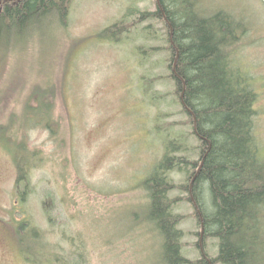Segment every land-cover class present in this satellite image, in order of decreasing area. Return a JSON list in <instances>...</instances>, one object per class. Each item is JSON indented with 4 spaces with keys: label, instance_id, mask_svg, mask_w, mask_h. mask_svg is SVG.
<instances>
[{
    "label": "rangeland",
    "instance_id": "374dc122",
    "mask_svg": "<svg viewBox=\"0 0 264 264\" xmlns=\"http://www.w3.org/2000/svg\"><path fill=\"white\" fill-rule=\"evenodd\" d=\"M156 1L71 0L64 27L52 16L31 25L26 36L0 35V122L21 115L33 95L53 88L61 132L53 135L42 125L24 128L29 146L38 147L45 159L33 171L22 205L17 165L0 137V264L154 261L159 243L143 221V181L165 153L167 132L187 134L193 148L183 154L197 157V139L169 77L163 24L139 19V12L156 11ZM198 1L205 15L225 11L246 23L231 56L258 94L255 132L264 156V0ZM117 22L130 29L120 42L100 37ZM172 177L177 187L170 197L181 215L184 256L204 264L202 246L209 263L220 264L214 262L219 240L205 232L200 236L199 212L184 189L188 174ZM22 213L33 227L20 229ZM31 228L38 230L43 248L33 244Z\"/></svg>",
    "mask_w": 264,
    "mask_h": 264
},
{
    "label": "trees",
    "instance_id": "16d2710c",
    "mask_svg": "<svg viewBox=\"0 0 264 264\" xmlns=\"http://www.w3.org/2000/svg\"><path fill=\"white\" fill-rule=\"evenodd\" d=\"M70 2L0 0V35L15 32L26 36L31 25L52 16H58L59 25L64 27ZM156 4V11L139 12V19H158L163 24L170 55L169 77L192 125L191 135L197 139V157L183 154L193 148L188 136L167 132L165 153L143 181L147 197L143 221L159 243L150 264H192L183 254L181 215L174 212L176 198L170 197L177 187L173 173L188 174L190 184L184 189L199 212L205 235L219 240V255L214 262L264 264V156L255 132L258 94L247 72L231 56L246 23L225 11L205 15L198 0H160V4L157 0ZM128 31L124 22H117L105 28L100 37L120 42ZM149 33L155 37L154 31ZM53 91L51 88L33 95L24 113L0 122V137L8 142L5 149L17 165L21 205L31 191L33 171L45 159L38 147L29 146L28 130L24 132V128L42 125L53 135L61 134ZM21 130L23 135L19 137ZM22 215L24 218L17 220L20 229L33 227L32 220ZM31 229L33 244L43 248L45 243L41 247L43 241L37 240L38 230ZM206 257L204 264H210Z\"/></svg>",
    "mask_w": 264,
    "mask_h": 264
},
{
    "label": "water",
    "instance_id": "95a60500",
    "mask_svg": "<svg viewBox=\"0 0 264 264\" xmlns=\"http://www.w3.org/2000/svg\"><path fill=\"white\" fill-rule=\"evenodd\" d=\"M158 2H159V4H160V0H158ZM174 72L176 71V62H175V64H174ZM181 99H182V101H183V104H184V91L182 92V94H181ZM194 179H195V177H194ZM193 179V180H194ZM204 232H205V228H204V223L202 222V232H201V238L203 237V234H204Z\"/></svg>",
    "mask_w": 264,
    "mask_h": 264
},
{
    "label": "bare ground",
    "instance_id": "6f19581e",
    "mask_svg": "<svg viewBox=\"0 0 264 264\" xmlns=\"http://www.w3.org/2000/svg\"><path fill=\"white\" fill-rule=\"evenodd\" d=\"M187 135V134H186ZM199 217V216H198ZM201 236V235H200ZM199 240H200V238H199ZM201 250H202V253H203V256H207L205 253H204V249L202 248V246H201ZM207 258V257H206Z\"/></svg>",
    "mask_w": 264,
    "mask_h": 264
}]
</instances>
